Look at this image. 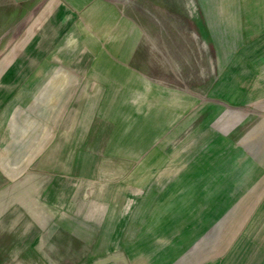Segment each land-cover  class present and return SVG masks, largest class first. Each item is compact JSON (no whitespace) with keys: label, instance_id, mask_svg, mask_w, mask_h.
<instances>
[{"label":"crops","instance_id":"0c3cea01","mask_svg":"<svg viewBox=\"0 0 264 264\" xmlns=\"http://www.w3.org/2000/svg\"><path fill=\"white\" fill-rule=\"evenodd\" d=\"M158 2L152 0L151 8L171 14L177 6L182 19L194 10V18L215 19L236 32L216 38L215 50L239 52L235 62L246 67L255 85L247 98L264 101V0ZM138 20L113 1L95 0L73 39L0 110V264L122 256L111 251L115 235L101 234L102 228L119 231L127 223V207H106L117 189L105 169L116 156L108 150L115 135L108 128L96 135L94 123L110 122L116 103L130 98L125 85L135 78L128 74L136 67L143 33ZM117 68L123 72L114 74ZM252 131V140H232L231 150H219L212 165L200 164L193 193L185 191L165 221H152L153 229L165 224L160 235L165 246L147 256L127 252V264H264V123ZM242 143L255 150L243 151ZM138 229L136 240L120 232L117 241L139 244ZM97 242L107 246L96 250Z\"/></svg>","mask_w":264,"mask_h":264},{"label":"rangeland","instance_id":"374dc122","mask_svg":"<svg viewBox=\"0 0 264 264\" xmlns=\"http://www.w3.org/2000/svg\"><path fill=\"white\" fill-rule=\"evenodd\" d=\"M110 1L122 10L133 11L143 28L136 67L130 71L132 74H128L135 80L125 85L130 98L116 103L110 122L97 118L94 123L96 135L102 133V128H108V133L115 135L114 147L108 150L116 156L112 163L105 165V169L112 173L117 189H112L113 196L106 207H127V223L119 231L118 227L112 226L107 233L105 228L101 232L105 236L115 235L111 251L121 257L110 261L74 258V264H127V252H141L147 256L161 249L160 246L166 243L161 242L160 235L166 227L164 224L153 229L152 221L157 225L165 221L168 210L182 203L183 193L188 189L193 193V188L198 187L200 164L206 163L209 167L214 157L221 155L219 150H231L230 141L251 139L254 125L264 123V115L260 114L264 111V101L247 98L255 85L248 82L246 67L237 66L239 62H235L234 54L239 52L215 50L216 38L221 40L225 31L236 32L225 30L219 24L221 21L194 18L197 16L194 10L189 19H182L175 11L177 6H173L171 14H166L163 10L151 8L152 0ZM223 22L229 27L232 21ZM115 70L112 71L114 74L123 72L119 68ZM70 105L67 116L71 114ZM148 138L152 143L146 144ZM137 141L143 146H134ZM242 144L243 151L255 150L247 143ZM110 214L120 213L110 210ZM123 215L124 211L120 217ZM47 218H51L50 213ZM138 227L142 230L139 244L124 245L117 241L120 232L127 240H136ZM98 240L102 237L99 236ZM152 241L160 243L153 244ZM106 246L97 242L95 249L102 250ZM31 262L34 264L35 261ZM46 264L58 262L47 260Z\"/></svg>","mask_w":264,"mask_h":264},{"label":"water","instance_id":"95a60500","mask_svg":"<svg viewBox=\"0 0 264 264\" xmlns=\"http://www.w3.org/2000/svg\"><path fill=\"white\" fill-rule=\"evenodd\" d=\"M95 0H0V110L73 39Z\"/></svg>","mask_w":264,"mask_h":264}]
</instances>
